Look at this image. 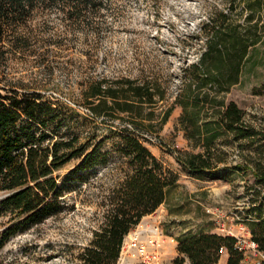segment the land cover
I'll return each mask as SVG.
<instances>
[{"label": "trees", "instance_id": "1", "mask_svg": "<svg viewBox=\"0 0 264 264\" xmlns=\"http://www.w3.org/2000/svg\"><path fill=\"white\" fill-rule=\"evenodd\" d=\"M101 6L102 0H0V60L39 52L32 45L51 39L45 38L42 30L49 28L46 13L50 10L76 23ZM256 6L261 16L251 11L246 17L249 23L242 28L228 25L222 12L204 25V49L197 62L184 69L183 85L173 106L182 109L178 123L184 138L199 149L177 156L190 175L200 176L208 170L213 179L222 177L216 171L218 163L224 161L218 149L220 140L231 137L239 145L255 147L253 154L245 155L254 158V163H245L253 170L245 221L252 240L264 251V121L255 125L236 102L225 97L239 83L250 48L264 37V19L259 20L264 18V0H256ZM44 55L45 51L39 53V57ZM262 89L259 94L264 96V84ZM86 92V103L95 115L105 121L126 119L132 125L110 126L83 139L77 135L56 137L55 110L41 94L0 91V191L7 193L0 199V210L11 213L10 224L0 233V247L16 232L18 224L26 227L74 207V202L70 203L74 193L70 182L88 181V176H73L75 172L105 164L111 154L117 155L122 164L114 185L101 194L99 223L79 256L85 264H117L124 237L161 204H166L169 215L187 212L184 204L173 205L169 197L179 175L166 168L137 135L139 126H147L144 121L154 115V111L145 109L163 99L158 85L121 78L98 81ZM170 111L167 108L162 112L161 124ZM108 141L110 150H102ZM71 160H77V166L58 182L59 175L54 172ZM176 241L177 252L186 256L189 264L216 263L221 246L228 252L225 264H243L233 237L198 229L180 233Z\"/></svg>", "mask_w": 264, "mask_h": 264}, {"label": "rangeland", "instance_id": "2", "mask_svg": "<svg viewBox=\"0 0 264 264\" xmlns=\"http://www.w3.org/2000/svg\"><path fill=\"white\" fill-rule=\"evenodd\" d=\"M102 3L96 12H88L76 23L57 10L47 12L49 28L42 30L44 37L51 39L33 43L32 47L39 52L25 54V58L17 55L0 60V91L15 89L20 93L41 94L55 110L56 137L77 135L83 139L110 126L132 125L126 119L105 121L103 116L95 115L86 103V90L91 85L121 78L154 82L163 99L145 109L154 111V115L152 120L144 121L147 126H139L137 135L166 168L179 175L178 185L169 197L173 205L184 204L187 212L169 215L166 204H161L129 233L141 224H157L163 235L172 232L175 240L181 230L187 233L202 229L229 236L223 228L236 230L239 224L247 226L248 198L253 191L248 185L253 182V170L245 163H254V158L245 155L253 154L255 147L239 145L231 137L220 140L218 149L224 161L218 163L216 171L222 177L213 179L208 170L200 176L190 175L178 163L177 156L199 149L184 138L178 123L182 109L173 106V100L183 85L184 69L196 63L204 49L207 39V34L201 31L204 25L222 12L227 15L228 25L242 28L249 23L246 17L251 11L261 16L256 0H102ZM42 51L45 55L39 57ZM263 84L264 37L250 48L239 83L225 94L255 125L264 121V96L259 94L263 92ZM167 108H171L170 114L161 124L160 117ZM102 150H110V141ZM77 164V160H71L57 169L54 175H59L58 182ZM121 164L122 160L111 154L105 164L77 170L73 176L85 175L88 181L70 182L74 189L70 203L74 202V207L26 227L18 224L16 232L0 247V264H85L79 256L99 223L103 209L101 194L114 185ZM6 195L0 191V199ZM179 219L183 220L178 222ZM10 221L11 213L0 210V233ZM163 253L164 264H189L186 256L165 257ZM226 254H220L219 258ZM257 258L251 254L242 263L256 264ZM135 263L131 260L130 264Z\"/></svg>", "mask_w": 264, "mask_h": 264}, {"label": "built area", "instance_id": "3", "mask_svg": "<svg viewBox=\"0 0 264 264\" xmlns=\"http://www.w3.org/2000/svg\"><path fill=\"white\" fill-rule=\"evenodd\" d=\"M225 232L235 239L234 248L246 260L248 255H255L256 264L264 263V251L258 249L257 243L252 240L248 227L239 224L236 230L225 229ZM164 235L157 224L137 226L131 233L124 237L118 257V264H125L128 260H135V264H164L162 259L161 245ZM220 254L226 253L221 246L218 249ZM128 259V260H127Z\"/></svg>", "mask_w": 264, "mask_h": 264}, {"label": "crops", "instance_id": "4", "mask_svg": "<svg viewBox=\"0 0 264 264\" xmlns=\"http://www.w3.org/2000/svg\"><path fill=\"white\" fill-rule=\"evenodd\" d=\"M150 215V214H148ZM180 220H183V219H179L178 222ZM182 232H184V230H181ZM173 233L172 232H169L167 231V234L164 235V241L161 245V251L163 253V255L165 257H168L170 255V257H173V256H178L179 253L177 252V249H176V245H177V241H176V237L179 235V232L178 234L175 235V240H173V237H172ZM222 256L221 255V258H219L218 262L217 263H214V264H225L226 261H227V257L228 255H224L223 259H222ZM131 263V260H128L127 264H130Z\"/></svg>", "mask_w": 264, "mask_h": 264}]
</instances>
